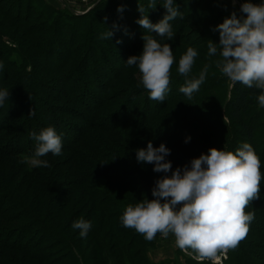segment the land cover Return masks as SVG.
I'll return each instance as SVG.
<instances>
[{
    "label": "rangeland",
    "instance_id": "374dc122",
    "mask_svg": "<svg viewBox=\"0 0 264 264\" xmlns=\"http://www.w3.org/2000/svg\"><path fill=\"white\" fill-rule=\"evenodd\" d=\"M7 1L15 7H18L19 0ZM38 1L40 4L37 5V3H34L33 6L34 22L38 20L37 17L40 16V18H43L42 16H45L43 20L50 21L53 18H61L64 22L75 23L73 15H87L99 3H111L112 1L122 2L124 0ZM145 1L149 5L150 0ZM211 1L216 3L215 11L217 12L213 13L211 16L208 15L211 18H217L220 10L225 11L224 16L226 17H229L233 11H235L238 16L241 15L240 7L244 0H235V2H233V0ZM27 2H29V0L23 1V8L26 7ZM252 2L261 3L264 2V0H255ZM158 5H156V7H158ZM49 8L53 10H49ZM178 8L181 12L187 10L188 13L193 12L194 9L197 10V7H192L190 9ZM204 8L205 7H201L200 10L204 11ZM205 15L206 12L203 13V17ZM5 18L6 17L0 12V35L3 37L4 43L10 48L8 52H10L11 57L15 60H20L18 54L15 52L22 49L19 45L20 40H24V38H22L24 31L22 29L20 30L12 21ZM133 21L137 23L136 18H133ZM39 22L42 23L45 21L41 20ZM206 23L207 21L204 19L194 20L193 23L187 21L183 24L182 28L173 30L174 38L171 40H168L166 37H159L155 32L140 35L138 42H132L131 37H129V39H105L109 41V43L104 42L102 48L107 54L95 55V57L97 56L95 67L101 69L104 63L102 57H105L114 69L108 71L106 75H100L101 81H104L102 85H105L104 88H109L110 90L108 93L105 92V95V90H103V93L99 95L100 98L98 97V100H100L124 88L144 89L140 83L138 67L136 65H133L134 67L128 66L126 63L130 56L139 55L142 52L144 44L142 39L143 35H152L160 43H168L171 45L175 62L171 68L170 90L164 102H157L158 105L150 108L148 115L152 117L153 122L148 128L149 130L145 128L140 129L139 126L142 124L141 118L149 110V103H155L153 100L149 99V94L146 89H144L145 92L134 95L132 97L133 99L131 98L132 101L125 106L123 115L128 119L127 122L130 123V125L111 126L108 130L103 132L96 129L93 131L92 127L89 125V119L96 115L95 112H98L96 111L98 103L89 100L93 93L97 94V92L100 93L99 90L101 91V89L96 88V83H93L88 88V91L83 93L82 89H80L82 81H80V79L73 80L72 84H70L73 93H69V95L63 97L64 94L52 90L58 88L56 77L52 73L45 71L40 64H38L37 68H32L31 64L28 62V70L32 75V79L43 78L45 80V88H43L41 92L37 107L34 109L32 108L34 104L31 106V110H34L36 116H30L28 119L29 125H37L40 131L49 126L54 127V123L50 124L46 120L52 113L58 114L60 118H67L74 123L78 118H81L82 120L80 123H77V126L83 130L78 128L77 136L79 137L82 133L85 134L83 136V138H85L87 131H93L96 135L102 136L101 139H106L108 143L107 146L110 148V150L104 151L109 154L108 156L110 158L107 156L106 158H102L104 160H97V162H100L103 166L107 164L108 166L115 165L118 163L132 164L129 170H125L124 168L119 170L118 177L107 178L105 176H97L88 181L86 178H83V186L85 187L76 190L74 189V178L72 177V173L69 172V170L72 169V166H70V163H72L70 154L62 153L59 156L52 155L51 159L59 163L58 167H56V171H54L53 168L54 173L49 171L48 167L35 168L22 162L25 156H31L33 154L34 151L32 150H35L36 143L29 146L27 145L28 150L15 153L14 158H6L5 153L0 149V181H3L5 183L4 185L13 188L12 191L18 196L20 191H28L27 197L25 199L22 198L24 203H27L28 207L31 208L32 205L36 208L37 205L31 203V200L33 197H36V195L41 196L40 185L28 190L29 184L32 182L31 177L47 181L49 176L53 178L54 174L55 179L52 183L60 188L59 191L56 190L52 195H54V198L55 195L58 196V198H56L57 205H59L58 207L65 209V211H63L64 217L60 218L57 222L58 225L61 222L63 224V226L60 227V233L63 239L67 240L68 245L60 244L59 241H55L59 244V249L44 251L43 253L48 255L62 253L61 260L68 255L65 260H62L61 264H264V210L255 209L252 206L254 202L261 201L264 203V195L261 196V194L259 198L254 200L245 210L246 212L255 213V218L253 220L255 223L257 222L258 225L251 222L250 231L246 238L242 240L235 249H228L226 252H218L215 261L208 259L199 261L195 258L196 253L192 250L189 249L188 251H184L178 248L175 243V237L172 235H169L166 239L160 235L156 236L152 241H147L144 236L137 233L135 229L125 228L120 220V217L129 204L135 205L144 199H154L152 196V189L155 186L156 180L164 175H171V172H154L153 164L137 161V150L142 148L146 149L149 141L152 142L154 147H159L160 144L163 143L170 149V154L165 159L171 161L173 171L177 167L183 168L185 165L190 166V161L193 158H198L201 154H207L208 149L211 147L235 152L237 145L240 147L244 143V140L237 134L241 132L240 130L242 129H238L239 127L229 119L228 103L232 101L233 84L227 77L222 75L220 70L215 66V61L220 58L219 55L208 57V43L202 44L196 39L186 46L185 42L181 39L182 36L177 37L181 33L191 34L194 25L200 28ZM205 36H210V33ZM184 44L185 46H183ZM189 47L194 48L198 53L192 71L188 77L189 79L193 77L198 78L204 65H210L205 81L200 85L199 90L193 93L191 99H188L179 91L180 87L185 84V77L181 76L177 71L179 59L186 53ZM26 48H28V46ZM200 59H202V62L199 61ZM90 66L88 67L89 69L86 68L84 71L92 77V74H90L92 73ZM66 71L68 72L69 70L67 69ZM115 73H120L121 77H114ZM87 79L84 78L83 80L86 81ZM102 95H104V97ZM79 98L86 99L89 105L81 103ZM134 98H137V100L134 101ZM77 99H79L78 102ZM121 101H118L115 105L107 104L102 111L105 112L104 114L106 115L115 112L121 104H125V101ZM163 103H165V105L161 106ZM46 104L48 106H45ZM57 107L64 109L63 111H67V113H58L57 110L55 111ZM145 108L147 111H145ZM143 111L145 112L143 113ZM38 117H41L40 120H38ZM39 121L41 122V126L38 125ZM111 122L112 121H109L108 123ZM104 124L106 125V123ZM55 130L62 138V150L66 148V144L70 146L73 145L71 138L67 137V139H65L66 136H62L63 131L61 128L57 127ZM100 148L102 147L100 146ZM263 150L264 137H261L257 140V146L255 148V151L259 154V158ZM49 158L50 157H41V159H45L48 162ZM103 161L104 163H102ZM120 176L125 178L126 183L131 185V188L127 187V184L125 186L119 184L120 181L118 178H120ZM0 186L3 187V184L0 183ZM84 193L86 194L84 195ZM262 194H264V191ZM68 195H71L70 198ZM88 198H92L93 200L97 198V200L106 199V203L99 209L94 207L92 211L90 207L91 203L88 202ZM0 204L2 208V198H0ZM8 206L3 209L17 206L16 200L11 202V206ZM257 210L261 213H256ZM6 214V216H11L15 214V211H13V213L7 212ZM80 218L91 222V229L86 237L80 236L79 229L72 228L73 222ZM23 222L25 225L26 221ZM4 224L5 223L2 225ZM22 224L23 223L20 224L19 222H15L6 226H21ZM254 227H257V231ZM29 228H32V226H29ZM38 228L39 226H34L27 238H34L39 231L37 230ZM17 234L18 233L14 236L16 237ZM70 244L71 246L69 247ZM243 247L245 251L241 249ZM0 254H3V259H0V264L5 263L2 261L4 259L9 264L20 261L18 254L11 251L0 249Z\"/></svg>",
    "mask_w": 264,
    "mask_h": 264
},
{
    "label": "trees",
    "instance_id": "16d2710c",
    "mask_svg": "<svg viewBox=\"0 0 264 264\" xmlns=\"http://www.w3.org/2000/svg\"><path fill=\"white\" fill-rule=\"evenodd\" d=\"M23 1L25 0H19L18 7H15L7 0H0V12L20 30L22 29L24 31L22 36L24 40H20L19 45L22 49L15 52L18 54L20 60H15L11 57L10 52H8L10 48L4 43L3 37L0 35V65L3 66L0 68V90L7 89L9 91V98L5 100L3 106H0V149L5 153V157L14 158L15 153L28 150L27 145L29 146L36 143L31 138L30 133L35 131L39 134L40 132L37 125L28 124V119L30 116L32 117V115H29L31 106L34 104L32 108L35 109L39 103L41 92L43 88H45V80L43 78L32 79V75L28 70V62L31 64L32 68H37L38 64H40L45 71L52 73L56 77L58 83V88L52 90L64 94L63 97L69 95V93H73L70 87L73 80L80 79V81H82L80 89H82L83 93L87 92L88 88L93 83H96V88L101 89V91L99 90L100 93L97 92V94L91 93L92 97L89 100L98 103L96 106V111L98 112H95L96 115L89 119V125L92 127L93 131L96 129L103 132L108 130L111 126L130 125V123L127 122L128 119L123 115L125 106L132 101L134 95L145 92V90L140 88H124L115 94L107 95L104 99L98 100L103 90H105L104 95L105 92L108 93L110 91L109 88H104L105 85H102L104 81H101L100 75H106L108 71L113 69V66L111 67L105 57H102L104 62L102 68L99 69L95 67L97 56L104 55V53L105 55L107 54L102 48V45L104 42L109 43V41L103 39L102 36L110 30L113 33L111 40H113L112 38L129 39V37H131L132 42H138L140 35L151 33V31L147 29H142L138 23H134L133 18L138 20L141 17L138 7H143L145 10L144 15H148L152 23H157L161 20V17L163 18L166 12L162 6L164 1L155 0L156 5H158V3L159 5L153 10L147 6L148 3L145 0L112 1L111 3L103 2L95 6L87 15H73L75 23L64 22L61 18H53L50 21L43 20L45 16H42L43 18H40V16L37 17L38 20L34 22L33 6L34 3L39 5L40 2L38 0H29L26 7L23 8ZM142 1H145L147 4ZM174 6L177 8L180 7L181 9L197 7V10L194 9L193 12L188 13L187 10L181 12L178 8L179 12L182 13V18L178 16L173 21H170L173 30L182 28L183 24L187 21L191 23L197 19H204L207 21V23L200 28L194 25L191 34L181 33L177 36H182L181 39L185 42L186 46L196 39L202 44H207L208 40L219 43V31L215 29L217 25L223 22L226 16H224L225 11L220 10L217 18L209 17L213 13H217L215 11V2L211 0H174ZM121 7L123 11H117V9ZM201 7H205V10L201 11ZM49 10L53 9L49 8ZM205 12L206 15L203 17V13ZM41 20L45 22L40 23L39 21ZM205 33H210V36L206 37ZM185 44L183 46H185ZM27 46L28 48H26ZM95 55L97 56L95 57ZM199 61L202 62V59ZM89 66L92 69V73H90L92 77L84 71ZM67 69L69 70L68 72L66 71ZM116 76L117 78L121 77L120 73H115L114 77ZM81 78L88 79L84 81ZM260 91L259 89L248 88L241 83H236L235 86H233L232 101L228 103L229 119L239 127L238 129H242L240 130L241 132L237 134L244 140V143L247 142L251 144L254 150L257 146V140L264 137V132H262L264 131V107H260L257 100ZM104 95L102 96L104 97ZM79 99L81 103L89 105L86 99ZM79 99H77V102ZM136 100L137 98H134V101ZM118 101H125V104H121L117 109L118 111L116 110L107 115L104 114L105 112L102 110L107 104L115 105ZM154 102L155 103H149L148 111L145 108L147 112L141 118L142 124L139 125L140 129L145 128L149 130L148 128L151 126L153 119L148 115V112H150L152 106L158 105V101ZM163 105H165V103L161 104V106ZM45 106L48 105L46 104ZM56 110L58 113H67V111H63L64 109L62 108L57 107L55 108V111ZM145 111H143V113ZM40 118L38 117V120H40ZM46 120L50 124L54 123L53 126L55 128H61L64 133H62V136H66L65 139L69 137L72 140L73 145L70 146L66 144V148L62 150L61 154L67 153L71 156L72 163H70V166H72V169H70L69 172L72 173V177L74 178V189L78 190V188L83 189L85 187L83 186V178H86L88 181L97 176H105L107 178L118 177L119 170L123 168L129 170L132 166V164L118 163L109 165V167L108 164L103 166L100 162H97V160H104L102 158H106L109 155L104 151H108L110 148L107 146V140L101 139L102 136L96 135L93 131H87L85 138H83L85 134L82 133L79 137L77 136V131L79 129L83 130L77 126V123L81 122V118H78L74 123L67 118L63 119L60 118L58 114L52 113ZM109 121L112 122L108 123ZM104 123H106V125ZM38 125L41 126L40 121ZM99 145L102 148H100ZM238 148L239 145H237L236 150ZM256 154L259 156L258 152H256ZM44 157H50L49 171H56V167H58L59 163L51 159L52 154L49 153ZM260 158L262 161L261 173L264 174V150ZM102 163H104V161ZM42 176L45 177L44 175ZM31 179L32 182L29 184L28 190L38 185L41 187V196L36 195V197H33L31 200V203L37 205L36 208L32 205L31 208L28 207L27 203L23 201V199L27 197L28 191H20L18 196L12 191L13 188L4 185L5 183L0 181V183L3 184V187L0 186V198L3 199L2 208L0 204V249L18 254L20 261L14 264H61L62 260H65L68 255L61 260L62 253L57 255L43 253L44 251L58 250L59 244L55 241H59L60 244L68 245L67 240H64L60 233V227L63 226V224L61 222L58 225L57 222L60 218L64 217L63 211H65V209L58 207L59 205H57L56 202L58 196L55 195L54 198V195H52L56 190L59 191L60 188L52 183L55 179L54 174L53 178L49 176L47 181L44 179L39 180L34 177H31ZM118 179L120 185L125 186L127 184L124 177L120 176ZM261 181L262 189H260V194L263 196L264 179ZM127 187L131 188V185L127 184ZM85 194L86 193H84V195ZM68 196L70 198L71 195ZM97 199L93 200L92 198H88V202L91 203L90 207L92 211L94 207L99 209L106 203V199ZM14 200H16L17 206L3 209L8 205L11 206V202ZM252 206L255 209L264 210V203L261 201L254 202ZM13 211H15L14 215L6 216L7 212L13 213ZM256 213L261 212L257 210ZM23 221H26L25 225ZM15 222H19L20 224L23 223L22 225L24 226H6ZM252 222L255 223L254 220ZM3 223L5 224L2 225ZM255 225H258V223L256 222ZM29 226H32V228H29ZM34 226H39L37 235L34 238H27ZM254 229L257 231V227H254ZM16 233L18 234L15 237L14 235ZM157 236H160V234H157ZM70 246L71 244L69 247ZM241 249L245 251L244 247ZM0 255V259H3V254ZM12 260L16 261L14 259ZM2 261L5 262L4 264H9L5 259Z\"/></svg>",
    "mask_w": 264,
    "mask_h": 264
},
{
    "label": "clouds",
    "instance_id": "9594fccd",
    "mask_svg": "<svg viewBox=\"0 0 264 264\" xmlns=\"http://www.w3.org/2000/svg\"><path fill=\"white\" fill-rule=\"evenodd\" d=\"M162 6L166 12L159 22L152 23L141 6L138 7L141 17L136 22L142 29L171 40L174 32L170 21L178 16L182 18V13L174 6V0H164ZM148 7L155 9V0H150ZM117 11L122 12L123 8ZM240 13L238 16L233 11L217 25L219 43L208 40L207 55H219L215 66L233 86L241 83L261 90L257 100L259 106L264 107V2L245 0ZM112 35L109 30L102 38L111 39ZM142 39V52L130 56L126 63L138 67L140 83L148 91L149 99L161 103L170 90L175 57L170 44H162L152 35H143ZM197 55V51L189 47L178 62L177 71L185 77V84L179 91L188 99L199 90L210 66L204 65L198 78L189 79ZM8 98L9 91L0 90V106ZM29 115H35L33 109ZM30 136L36 142L35 150L22 162L35 168L50 167L41 157L49 153L61 155V136L51 126L39 134L33 131ZM169 154L170 149L163 143L154 147L151 141L146 149L137 150L138 162L153 164L154 172H171V175L156 180L152 189L154 199L129 204L120 217L121 223L125 228L135 229L147 241L155 239L157 234L165 239L172 235L178 248L192 250L199 261H215L218 252L235 249L250 231L255 213L245 210L260 196L261 180L264 179L261 160L247 142L235 152L211 147L207 154L193 158L190 166L177 167L174 171L171 161L165 159ZM72 228L79 229L80 236L86 237L91 222L80 218L73 222Z\"/></svg>",
    "mask_w": 264,
    "mask_h": 264
}]
</instances>
